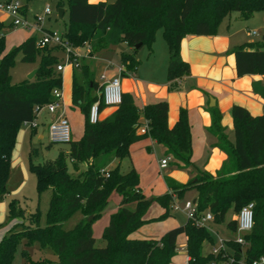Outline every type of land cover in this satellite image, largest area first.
<instances>
[{
	"label": "trees",
	"instance_id": "trees-1",
	"mask_svg": "<svg viewBox=\"0 0 264 264\" xmlns=\"http://www.w3.org/2000/svg\"><path fill=\"white\" fill-rule=\"evenodd\" d=\"M23 1L22 13L26 16L29 4L38 0ZM51 1L56 2L58 10L68 6L69 25L64 37L72 48H81L99 35L89 57L78 59L79 66L73 68L72 103L84 117L83 137L71 141L68 153H60L56 160L42 165L33 163L32 156L37 153L36 149L32 150L28 169L36 178L38 195L51 191L46 225L40 227L38 212L27 213L17 200H11L9 217L27 220L30 225L11 230L0 241V264H12L17 246L23 241L27 247L38 244L42 249L52 250L57 256L56 264H171L180 236L186 238L187 264H224L230 257L235 258L232 264H243V259L249 264L264 257V113L253 117L245 108L234 106L231 109L234 140L230 141L217 107L209 110L208 131L217 139L214 147L227 156L215 177L191 161L193 150L187 111L182 109L178 122L170 128L168 104L164 100L140 108L132 94L122 93L121 104L112 120L90 122V110L95 103L99 102L100 112L105 108L101 100L102 86L94 77L91 58L95 53L118 43L132 48L131 54L121 57L122 76H126L139 66L136 46H147L152 51L156 32L162 30L169 52L168 89L173 92L191 73L189 64L180 55L182 40L190 35H217L221 24L232 13H238L242 20L251 19L254 14L264 12V0ZM6 27L14 25L0 24V32ZM37 43V38H28L7 53L5 37H0V199L7 194L11 156L21 127L33 122L35 109L51 103L53 91L62 88V76L56 70L58 59L52 52L59 48H39ZM18 54L27 63L39 56L40 66L34 79L13 85L10 70ZM233 54L238 77L264 76V39L240 45ZM141 119L149 124L144 135L138 133ZM146 139L166 148L174 169H192L195 175L186 184L166 178L167 194L152 201L139 189L135 169L127 174L120 172L121 162L130 158L131 147ZM110 157L119 165L106 172ZM101 159L103 162L99 164ZM68 161L76 172L84 164L87 167L72 176ZM190 191L197 192L192 201L197 205L198 214L210 212L216 225L225 222L229 211L237 214L246 204L254 203V226L244 237L248 247L243 250L229 241V251L218 256L205 254L204 244L215 245L214 238L192 220L169 230L161 238H131L146 223L143 218L152 203L157 201L166 208L165 217L170 215L174 199H182ZM114 192L121 197L120 206L104 229L105 246L98 247L92 224L101 217ZM130 203H135V210L127 208ZM77 211L81 212L82 220L73 230L65 231L63 223ZM89 217H93L91 222ZM226 228L236 233L235 221L228 222ZM22 257L29 262L27 249L22 250Z\"/></svg>",
	"mask_w": 264,
	"mask_h": 264
},
{
	"label": "crops",
	"instance_id": "crops-1",
	"mask_svg": "<svg viewBox=\"0 0 264 264\" xmlns=\"http://www.w3.org/2000/svg\"><path fill=\"white\" fill-rule=\"evenodd\" d=\"M7 19V15L4 13L0 14V24L6 25ZM224 22L215 36L190 35L182 40L180 55L183 61L189 64L191 73L179 82V88L176 91L170 92L168 89V47L167 55H164L159 63L155 61V50L152 49L150 51L148 49V54L144 60L145 63H141L136 72L122 76V68L117 74L104 75L107 81L120 79L122 93L132 94L140 108L158 101H166L168 104V126L170 128H173L178 122L180 111L182 109L186 110L192 138L193 154L191 161L197 168L206 171L214 177L227 160V156L214 147L217 139L208 131L211 127L209 110L217 107L221 113V125L230 141H233L231 139L234 134V122L231 116V109L234 106L245 108L253 117L261 116L264 113V76L238 77L233 54V50L236 47L253 42L248 38H243L242 30L233 26L230 21ZM9 24H12V22ZM132 52L133 49L128 47L126 54H131ZM88 57L89 55L86 58ZM91 59L95 63L94 57ZM68 68L66 67L64 72L61 73L63 99L60 109L55 115L45 113V116L41 119V125L46 133L47 125L57 116L63 114L67 117L70 114H74L75 109L78 110V114L84 120L80 109L72 103L73 68L71 72H69ZM94 75L95 80L102 86L103 83L100 82L95 70ZM116 109L105 107L100 112L99 120H112ZM48 118L50 121L46 124ZM143 121L141 119V123ZM39 128L40 124H38L36 129L28 128L23 124L17 135L15 148L11 156V169L6 186L7 194L0 199V241L11 230L23 225V219H11L9 217L8 205L11 200L20 195L30 180V175L32 174L29 172L28 167L33 138L37 135L39 140L44 139V135L38 133ZM154 147L161 148L164 156L163 159L159 160L158 165L161 167L160 162L166 160V167L172 166L173 160L171 156L167 155L166 148L151 139L143 140L131 147L129 159L132 164L136 162L135 154L151 153ZM28 153H30L29 156ZM168 176L177 183L186 184L193 175L188 170L174 169L168 172ZM11 177L15 180L12 191H9L8 184ZM15 200L20 203L18 198ZM131 238L145 239L139 236L137 232L131 235ZM186 260L187 256L184 264H186ZM56 263L54 262V264Z\"/></svg>",
	"mask_w": 264,
	"mask_h": 264
},
{
	"label": "rangeland",
	"instance_id": "rangeland-1",
	"mask_svg": "<svg viewBox=\"0 0 264 264\" xmlns=\"http://www.w3.org/2000/svg\"><path fill=\"white\" fill-rule=\"evenodd\" d=\"M9 0H0V3H5ZM24 3L23 0H21ZM114 0H109L113 2ZM49 6L51 8L52 14L45 15L44 10ZM65 14L62 19L58 18V9L56 7V2L51 0H38L29 4V8L26 14V21L30 25V28L19 27H6L0 32V37H5L6 52H10L16 47L20 46L28 38H37L38 40L41 37V30H55L61 34H64L68 25H69V9L65 5L63 8ZM3 12H0L2 14ZM6 15V14H5ZM8 19L5 22L6 26L10 25L12 22L11 17L7 16ZM39 20V21H38ZM230 23L242 30V37L248 38L253 43L262 42L264 39V12H259L254 14L251 19L242 20L238 13H232L230 18L226 20L227 23ZM37 23V24H36ZM252 33L256 35L250 36ZM99 35L86 43L81 48H73L74 53L79 56V59L88 56L89 52L92 49V45L96 43ZM152 49L156 52L155 61L161 62L164 55H167V44L163 38L162 30H158L155 35V41L153 43ZM128 46L124 43H118L109 46L107 49H103L94 54V70L98 75L101 83L105 81L102 79L105 74H117L122 69L121 57L122 54H126ZM53 54L56 55L58 59V65L65 62V53L64 51L58 49L57 51L52 50ZM148 54L147 46H143L138 50L136 55L137 60L139 61L140 67L141 63H145V57ZM21 54H18L13 67L10 70V75L12 79V84L17 85L25 80H29V77L38 70L40 66V57L38 56L34 62H22ZM86 59V58H85ZM60 63V64H59ZM136 69V71L138 70ZM69 72L72 71V67H69ZM135 71V72H136ZM35 77V76H34ZM34 77L32 79H34ZM31 79V80H32ZM78 110L75 109L74 114L68 115L66 118L69 121L70 131L72 141H79L83 137V127L84 120L81 115L78 114ZM45 116V111L42 110L36 114L35 122L40 124L38 133L44 135L43 140H39L37 135L33 138V149H36V155L32 156L33 163L36 165H42L48 161H54L58 158L60 153H68L69 145H51L48 140V134L44 131L41 125V119ZM49 118L46 121V124L49 122ZM234 140V134L232 139ZM31 150V152H32ZM30 152V151H29ZM30 153H28L29 156ZM144 154V155H143ZM134 158L136 160L135 164H132L130 159H125L120 164V172L122 174L129 173L132 169H135L136 173L139 176V189L145 198L149 201H152L153 198H157L167 194V186L165 179L168 178V172L174 170L173 166L169 165L168 167L161 168L158 165L159 160L163 159L161 148L154 147V150L151 153L144 152L142 154H135ZM105 158H103L104 160ZM103 160H99V164H102ZM137 164V166H136ZM119 162L113 157L109 158V162L105 165V171H109L118 167ZM86 165H82L80 171L86 169ZM192 169H188V172H192ZM68 172L72 176H77L79 172H76L68 161ZM187 172V171H186ZM192 174V173H191ZM193 175L192 177H194ZM13 177V175H12ZM11 177V180L8 184L9 191L13 189L14 178ZM191 178V177H190ZM197 197V192L190 191L182 199L175 200L181 208L187 201H192ZM20 207L25 210L27 213H39V225L44 227L46 225V212L49 208V203L51 199V191H48L42 194L40 197L36 189V178L34 175H30V180L26 184L24 190L20 193L18 197ZM14 198V199H16ZM121 197L118 193H112L109 204L107 208L103 211L101 217L93 222L92 231L94 238L98 247L105 246L103 240L104 229L108 226L110 217L115 214L120 206ZM172 202L171 206L175 204ZM127 208L130 210H135V203H130L127 205ZM166 208L161 206L157 201L152 203L145 215L143 220L146 222L138 231V235L143 238H161L166 232L174 228L184 226L187 224L186 215L181 211L170 210V215L165 216ZM236 213L231 210L226 216L225 222L220 225L214 223H209L207 225L208 231L211 233L214 238V243L218 242L219 239L223 240H233L235 235L230 233L226 224L232 221ZM82 220V214L80 211L74 213L68 220L63 223V229L65 231H70L75 228V226ZM23 225L28 227L29 221L24 220ZM23 227H20L22 229ZM177 249L175 256L172 259L171 264H184L185 258L187 256L186 251V238L185 236H180L177 240ZM27 249L29 254V262H27L22 257V250ZM210 245L208 243L204 244L203 253H209ZM57 262V256L52 250L42 249L38 244L31 246H26V241H23L17 246L16 253L12 264H43L50 263L54 264Z\"/></svg>",
	"mask_w": 264,
	"mask_h": 264
},
{
	"label": "built area",
	"instance_id": "built-area-1",
	"mask_svg": "<svg viewBox=\"0 0 264 264\" xmlns=\"http://www.w3.org/2000/svg\"><path fill=\"white\" fill-rule=\"evenodd\" d=\"M23 3L21 0H10L5 3H0V12H3L7 16L11 17L12 24L14 27L22 26L24 28H30V25L26 21V16L23 15ZM45 15H51L52 11L49 6L44 10ZM39 21V20H38ZM37 24V23H36ZM41 37L38 40L39 48H59L65 53V62L63 64L57 65L56 70L58 73H63L66 67H78L79 56L74 53V49L70 43L65 39L64 34H61L55 30H41ZM256 35V33H252ZM123 72V70L121 71ZM105 82L102 84L101 100L105 107L117 108L121 104V81L120 79H114L107 81L103 76L102 78ZM53 101L43 107L36 108L35 115L40 111L44 110L48 115H55L62 105L63 93L62 88L53 91ZM100 111L99 102L95 103L90 110V122L95 124L99 121ZM25 126L31 129H36L38 123L28 122L24 123ZM149 124L146 120L141 123L138 128V133L144 135L148 133ZM48 140L51 145H69L72 141L70 125L68 119L62 114L57 116L52 122L47 125ZM161 167L167 166V161L162 160L160 162ZM176 198L174 199V203ZM254 203H248L243 206L239 213H237L233 219L236 223V233L233 240H223L219 239L216 245L210 246L209 253L218 256L221 252L225 253L229 251L228 243L229 241L234 242V244L240 246L243 250L248 247L245 241V236L250 234L254 226ZM172 210H181L185 215L187 220H192L197 226L204 227L207 229L209 223L214 222V217L210 212H205L204 214H198L197 205L193 201H187L181 208L177 203L173 204ZM208 230V229H207ZM243 254V253H242ZM186 264L189 261L187 257ZM235 261L234 257H230L229 261L224 264H232ZM243 264H248L242 261ZM211 264H216L212 262ZM249 264H264V257L255 260Z\"/></svg>",
	"mask_w": 264,
	"mask_h": 264
},
{
	"label": "water",
	"instance_id": "water-1",
	"mask_svg": "<svg viewBox=\"0 0 264 264\" xmlns=\"http://www.w3.org/2000/svg\"><path fill=\"white\" fill-rule=\"evenodd\" d=\"M65 14V11L63 9H59L58 10V18L59 19H62L63 16ZM141 48V45H138L136 46V49H140ZM37 71H35L30 77H29V80H31L35 75H36ZM93 220V217H89L88 218V222H91Z\"/></svg>",
	"mask_w": 264,
	"mask_h": 264
}]
</instances>
